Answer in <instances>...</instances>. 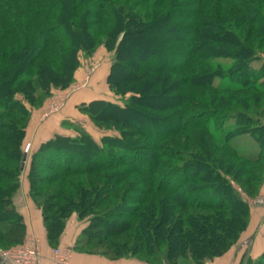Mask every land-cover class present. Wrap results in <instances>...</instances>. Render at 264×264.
<instances>
[{
    "label": "trees",
    "instance_id": "trees-1",
    "mask_svg": "<svg viewBox=\"0 0 264 264\" xmlns=\"http://www.w3.org/2000/svg\"><path fill=\"white\" fill-rule=\"evenodd\" d=\"M250 39L264 41V0H0V242L26 234L13 198L32 107L67 87L100 44L123 102L79 108L116 134L95 139L76 126L31 152L28 194L48 242L58 244L75 213L86 223L73 249L101 245L107 258L151 264L223 255L264 181V122L249 112L264 102V62L253 64ZM246 133L255 156L232 144ZM241 264H264V251Z\"/></svg>",
    "mask_w": 264,
    "mask_h": 264
},
{
    "label": "crops",
    "instance_id": "crops-1",
    "mask_svg": "<svg viewBox=\"0 0 264 264\" xmlns=\"http://www.w3.org/2000/svg\"><path fill=\"white\" fill-rule=\"evenodd\" d=\"M112 52L103 45L96 46L89 56L80 57V64L74 71L71 83L77 87H67L63 89L53 88V93L64 94V101L61 106L44 116L43 113L49 106L47 97L39 106L32 107L27 123L25 141H30L31 150L38 146L54 134L74 136L77 134L76 126L83 128L95 139H99L103 133L90 120L88 115L79 108L81 104L90 100L102 98L111 101L115 95L107 83V74L111 64ZM95 63L94 70L87 81H84L88 62ZM113 96V97H112ZM116 98V97H115ZM98 134V135H97ZM27 163V162H26ZM264 186V182L261 188ZM260 188V189H261ZM29 183L26 173L20 177V188L14 195L16 209L22 214L25 223L26 234H35L41 241L42 264H57L52 260V250L55 247H69L71 256L68 264H149L147 261L133 257H122L110 259L99 254H89L73 250V245L77 240L81 229L85 225L83 221L70 222L65 224L59 236L58 244L54 247L48 242L47 232L42 221L40 210L34 205L29 194ZM247 239V244L240 246L241 239ZM264 251V212L261 208L250 205L249 222L247 228L240 235V239L233 244L223 255L214 258L208 264H239L246 255L252 259L258 257Z\"/></svg>",
    "mask_w": 264,
    "mask_h": 264
},
{
    "label": "built area",
    "instance_id": "built-area-1",
    "mask_svg": "<svg viewBox=\"0 0 264 264\" xmlns=\"http://www.w3.org/2000/svg\"><path fill=\"white\" fill-rule=\"evenodd\" d=\"M94 67L86 68L84 81H87ZM77 84L72 85V89L76 88ZM64 94L53 93L49 97V106L43 113L44 116L57 110L64 101ZM29 144H26L24 151L29 150ZM252 204L258 205L264 210V192L258 194ZM71 256L69 247H55L52 250V260L57 264H68ZM0 264H42L41 242L35 234L25 235L23 241L19 244L2 249L0 248Z\"/></svg>",
    "mask_w": 264,
    "mask_h": 264
},
{
    "label": "rangeland",
    "instance_id": "rangeland-1",
    "mask_svg": "<svg viewBox=\"0 0 264 264\" xmlns=\"http://www.w3.org/2000/svg\"><path fill=\"white\" fill-rule=\"evenodd\" d=\"M246 27H248V25L246 26ZM247 43H249V44H251V45H253L254 46V49H256V51H257V53H258V56L260 57L259 58V60H257V61H255L253 64L255 65V66H260L263 62H264V41L263 42H261V44L260 45H256V43H255V40L254 39H250V40H247ZM100 45V44H99ZM98 46V45H97ZM84 56V55H83ZM216 61H218V62H221V63H223V65L226 67L227 65H228V60L227 59H218V60H216ZM88 64L90 65V66H95V63L93 62V61H90V62H88ZM215 82H218V79H216V81ZM72 85H74L73 83H70L67 87H72ZM67 87H65V88H67ZM59 89V88H58ZM50 96V95H49ZM48 96V97H49ZM113 96H115L114 97V99H116V101H118V102H123V98H121V97H118V96H116V95H113ZM112 96V97H113ZM263 104H264V102H260V103H258V105H257V108H256V111H253L252 109L251 110H249V112H251V113H254L255 115H257V116H259V117H261L262 118V122H264V112L263 111H261V108L263 107ZM50 115V113L49 114H47L46 116H49ZM92 121V120H91ZM235 120L234 119H228L227 120V122L225 123V125H224V129H227V128H229V127H231L232 125H234L235 124ZM250 124H252V125H254L255 123H250ZM102 127H98L99 128V130H100V132L101 133H103V134H106V135H115L116 134V130L114 129H112V128H107V127H110L109 125H105V126H103V125H101ZM98 135V134H97ZM26 144H29L30 146H29V150L27 151L28 152V160L26 161L27 163H26V168H25V171L24 172H22L21 173V175L22 174H24V173H26L27 174V170L29 169V166H30V160H31V152H32V150H31V143H30V141H24V144H23V149L25 148V146H26ZM169 144H172L171 142L169 143ZM232 144L238 149V150H240L242 153H244L245 155H247V156H255L256 155V153H257V151H258V147H257V144H256V141H255V139L253 138V136L252 135H250V134H241V135H238V136H236V137H234L233 139H232ZM168 162V161H167ZM45 172H50V171H44V173ZM21 175H20V177H21ZM27 178V177H26ZM264 182V181H263ZM263 182L260 184V186H259V190L257 191V193H256V195L255 196H253V197H251L250 199H249V204L250 205H252V206H256V207H259V208H261L260 206H258V205H254V204H252V200L256 197V196H258V194H260V193H262V192H264V186L261 188V186H262V184H263ZM261 188V189H260ZM262 209V211L264 212V210H263V208H261ZM68 219H70V222H73L74 221V219L76 220V221H83V223L85 224L86 223V221L84 220V219H79L77 216H76V214L74 213V214H72ZM248 222H249V219H248ZM247 226H248V224H247ZM247 228V227H246ZM241 235H242V233H241ZM240 239V238H239ZM241 242H240V246H244V248L246 247L245 245L247 244V239H245V238H243V239H241L240 240ZM41 242V241H40ZM53 247H54V245H52ZM79 247H77V248H75V249H73V250H77V251H79V252H85V253H89V254H98V251H100L101 249V245H94V246H92V245H89V244H87V245H78ZM0 248H5V245H4V243H2V242H0ZM99 255H101V254H99ZM103 256V255H102ZM220 257V256H219ZM133 258H136V257H133ZM136 259H138V258H136ZM139 260H141V259H139ZM210 261H212V260H210ZM210 261H208L206 264H208ZM182 262V263H181ZM180 263L181 264H186V262H184L183 263V261H181ZM149 264H151V263H149ZM239 264H241V262L239 263Z\"/></svg>",
    "mask_w": 264,
    "mask_h": 264
},
{
    "label": "water",
    "instance_id": "water-1",
    "mask_svg": "<svg viewBox=\"0 0 264 264\" xmlns=\"http://www.w3.org/2000/svg\"><path fill=\"white\" fill-rule=\"evenodd\" d=\"M25 159H26V154L24 153L22 156L21 168L24 167Z\"/></svg>",
    "mask_w": 264,
    "mask_h": 264
}]
</instances>
